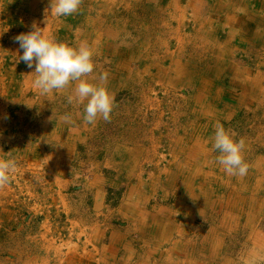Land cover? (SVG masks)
I'll list each match as a JSON object with an SVG mask.
<instances>
[{"label":"rangeland","instance_id":"obj_1","mask_svg":"<svg viewBox=\"0 0 264 264\" xmlns=\"http://www.w3.org/2000/svg\"><path fill=\"white\" fill-rule=\"evenodd\" d=\"M213 2L81 0L76 13L57 18L49 15V0H0V159L17 163L0 185V264H117L102 245L120 240L136 252L133 262L141 241L151 238L156 204H171L184 188L166 180L183 174L191 191L198 178L217 176V122L246 142V163L264 154L263 99L231 119L210 121L219 113L214 91L230 80L258 79L264 98V67L257 68L264 35L247 43L223 21L221 29L207 27L214 13L205 14L204 3ZM33 25L73 47L88 42L94 69L87 78L97 83L107 73L110 120L85 123L83 105L67 102L71 86L47 95L33 88L34 64L17 62L22 50L14 39ZM230 33L232 43L219 52L204 42ZM239 36L245 43L236 47ZM159 188L166 193L160 200ZM245 234H230L224 253L243 255Z\"/></svg>","mask_w":264,"mask_h":264},{"label":"crops","instance_id":"obj_2","mask_svg":"<svg viewBox=\"0 0 264 264\" xmlns=\"http://www.w3.org/2000/svg\"><path fill=\"white\" fill-rule=\"evenodd\" d=\"M204 5L205 14L210 9L214 13L205 19L207 27L221 29L223 21L230 31L245 36L247 43H252L254 39L258 44L259 37L264 35V0H214L209 7L206 3ZM200 19L201 17L198 18ZM232 34H227L223 41H219L230 45ZM209 41L206 39L205 43L210 46L212 43ZM236 43L238 47L245 43V40L239 36ZM210 48L212 50V46ZM217 49L221 50L218 47ZM262 66L264 67L263 63L257 68ZM258 81L230 80L228 87H220L218 97L214 91L213 103L219 107V113L212 115L210 121L231 119L239 109L251 108L261 99L264 100L259 92ZM243 142L245 147L246 142ZM247 164L248 171L245 176H231L226 174L214 159L211 170L215 171L217 176L207 180L198 178L191 184V191L186 189L185 186L188 188V185L183 183V180L190 181L191 178L183 174L177 179L166 180V183L178 182L180 187L184 188L181 187L182 190L171 204H156L148 232L151 238H144L140 244V248L141 245L143 247L140 255L144 256L139 255L130 262V255L136 252L129 250V243L125 244L122 240L119 243H105L102 250L106 252L110 249L112 260L116 258L117 264H264V154H254ZM140 194L142 196L139 195L138 200L141 202L143 192ZM155 195L160 200L166 193L159 188L156 189ZM187 195L195 198V202L187 203ZM134 197L137 200L136 194ZM239 231L246 233L245 241L248 246L244 254L224 253L226 238Z\"/></svg>","mask_w":264,"mask_h":264},{"label":"clouds","instance_id":"obj_3","mask_svg":"<svg viewBox=\"0 0 264 264\" xmlns=\"http://www.w3.org/2000/svg\"><path fill=\"white\" fill-rule=\"evenodd\" d=\"M81 0H49V15L61 18L76 13ZM21 53L17 62L23 61L34 69L32 86L42 95L61 91L71 86L66 99L69 104L83 105L82 119L87 124H95L99 119L110 120L113 110V97L106 87L107 73H100L99 82L89 81L88 74L93 72L94 52L87 41H80L76 47L57 41L45 35L42 28L33 25L28 32L17 34ZM65 122L71 121L64 114ZM212 150L217 153L215 162L231 176L243 177L247 174L248 164L243 158L244 142L235 140L222 124L216 123L212 137ZM17 167L16 160L8 157L0 159V185L7 184L10 175Z\"/></svg>","mask_w":264,"mask_h":264},{"label":"bare ground","instance_id":"obj_4","mask_svg":"<svg viewBox=\"0 0 264 264\" xmlns=\"http://www.w3.org/2000/svg\"><path fill=\"white\" fill-rule=\"evenodd\" d=\"M236 23H237V22H236ZM240 23H241V22H240ZM210 24H211V23H210ZM217 38H218V37H215V40L218 41V43H216V44H215L213 41L210 42V41L208 40L209 43H212V44H210V45H214V47L217 46V47L220 48V49L222 48V45H223V46L228 45V44H224L223 42L219 41V39H217ZM209 39H212V36H211ZM204 42H205V41H204ZM225 43H226V42H225ZM207 44H208V43H207ZM226 49H227V48H226ZM218 52H219V51H218ZM215 92H216L215 96L218 97V96L220 95V89H217Z\"/></svg>","mask_w":264,"mask_h":264}]
</instances>
